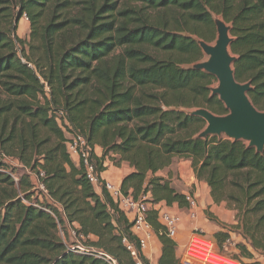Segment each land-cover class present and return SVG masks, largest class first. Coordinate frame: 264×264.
<instances>
[{
  "label": "trees",
  "instance_id": "1",
  "mask_svg": "<svg viewBox=\"0 0 264 264\" xmlns=\"http://www.w3.org/2000/svg\"><path fill=\"white\" fill-rule=\"evenodd\" d=\"M24 16L27 49L15 35ZM214 18L230 27L235 80L250 83L249 100L264 111V0H0V264H106L68 251L60 223L117 264H135L123 239L148 264L131 222L104 188L95 192L65 134L85 139L98 174L109 157L126 162L132 171L121 193L154 204L188 209L156 174L173 157L189 160L213 203L236 212V225L213 241L222 245L235 231L244 243L231 258L264 257V151L199 139L205 122L188 114H228L211 96L216 78L192 69L203 57L197 41L215 37ZM10 156L31 174L44 173L39 183L51 204L33 198L28 177L14 183L1 161ZM147 220L161 245L157 264H182L154 211Z\"/></svg>",
  "mask_w": 264,
  "mask_h": 264
},
{
  "label": "water",
  "instance_id": "2",
  "mask_svg": "<svg viewBox=\"0 0 264 264\" xmlns=\"http://www.w3.org/2000/svg\"><path fill=\"white\" fill-rule=\"evenodd\" d=\"M216 39L213 44L197 41L205 61L192 65V69L204 71L216 78L217 84L211 89V96H217L228 114L217 116L206 109H197L188 114L205 122L198 133L199 139L208 137L226 138L230 141H242L257 153L264 151V111L257 110L249 100L247 93L250 83H238L233 74L235 57L231 55L230 27L221 19L214 18Z\"/></svg>",
  "mask_w": 264,
  "mask_h": 264
},
{
  "label": "built area",
  "instance_id": "3",
  "mask_svg": "<svg viewBox=\"0 0 264 264\" xmlns=\"http://www.w3.org/2000/svg\"><path fill=\"white\" fill-rule=\"evenodd\" d=\"M24 19L27 20L25 16ZM67 150L70 156L72 154L75 155V157L77 158L78 163L83 168L85 177L88 182L94 187L104 188L111 197L112 201L117 205L118 209L126 216L128 221L131 222L132 235L136 238L140 248V253H142L144 257H146L144 255V252L146 251L151 238L155 236L147 220L148 213L150 211L155 212L157 220L164 227V231L167 237L173 240L177 237L179 225L181 222V217L178 212H173L169 208V206L166 205L165 202H159L155 204L149 202L148 196L135 200L131 195H123L120 191V187L114 185L111 182L102 181L100 179V174H98L96 171V165L94 163V160L91 157V149L83 137L70 136L67 143ZM9 176L12 178L15 184L18 183V175H13L10 173ZM43 177L44 173L42 171H39V174L36 176V179L39 188L46 194L42 185L39 183V179ZM186 200L189 205L187 216L190 219L194 220L196 219L195 200L189 196L186 197ZM47 212L50 213V211ZM72 233L76 241L74 242L75 245L71 247L65 246L68 251L79 255H86L95 259H99L106 264H117L115 259H113L110 255L106 254L105 252L98 251L94 248L81 244L79 242V238L76 237L73 230ZM80 239L83 240V237H81ZM123 243L126 245L127 250L130 252L134 263L144 264L139 258V254L136 252L133 246L128 244L125 239H123ZM208 245H211V247H208ZM197 252L205 253L208 256L211 253L219 255L220 257L226 259V262H222L223 264H241L239 261L233 258L218 253L215 250L214 244L209 239H206L201 235L191 236V239L189 240L188 245L186 247V255L190 259L192 255H195ZM147 260L148 264H152V262H149L150 259Z\"/></svg>",
  "mask_w": 264,
  "mask_h": 264
},
{
  "label": "rangeland",
  "instance_id": "4",
  "mask_svg": "<svg viewBox=\"0 0 264 264\" xmlns=\"http://www.w3.org/2000/svg\"><path fill=\"white\" fill-rule=\"evenodd\" d=\"M123 0H119V2H122ZM3 21L0 19V28H3L4 25H2ZM215 30V28H214ZM15 35L22 39L24 41V48L27 49V44L29 42V35H30V25L28 20L24 19V17L19 21L17 29L15 31ZM216 30H215V37L213 39V41H211L209 44H213L215 39H216ZM206 57L203 56L202 59L200 61H205ZM59 122V120H58ZM66 137L69 139L70 135L65 134ZM113 157V155L111 156ZM71 158L73 160L77 158L75 157V155L71 154ZM116 162L111 161V158H107V166L108 168H121V166H126L127 163L126 162H121L119 161V158H116ZM179 158L177 157H173L172 160H178ZM180 159H184V158H180ZM2 163L3 165H5L7 172L13 175H18L19 178L21 177H28L30 182L33 180L35 183L37 182L36 176L34 174H31L30 171L26 168H24V166L14 157H2ZM167 169L164 171L166 172ZM197 180V179H196ZM198 181V180H197ZM32 184V183H31ZM210 196V195H209ZM33 198L37 199L39 202H46L43 194L41 193V191H34L33 193ZM149 198V196H148ZM207 198V195H206ZM206 207V211L212 215L213 217H215V219L217 221H211L209 219H207V217L205 216V211L202 213L203 217L206 218L209 222H212L215 225H212V227H201L198 230L193 231L192 227H190V222L193 219H190L189 217L185 218V215L187 214V209H182L181 210V222L179 225V232L177 237L175 238V240L182 246L180 249V254H179V260L181 261L182 264H200L197 261H194L190 258L187 257L186 255V247L188 245L189 240L191 239V236L193 235H201L202 237L209 239L215 247V250L227 257L233 256V255H238L239 252L238 250L235 248V246L238 243H244V240L242 239V237L235 231H230L229 233V240L226 241L224 244L222 245H217L216 242L213 241V235L219 231H227L230 227H234L236 225V212L235 210L228 204L226 203H221L219 205H214L211 204L210 206H204ZM177 213V212H176ZM202 217V216H201ZM184 218L190 222L188 225H184L183 221ZM227 227L225 228L226 230L222 229V227ZM214 226V227H213ZM58 237L59 239L63 242V244L67 247H71L74 244V242L76 241L72 230L69 229L67 226H65V224H59L58 226ZM156 243V242H155ZM214 259L216 260L214 262V264H223L222 262H226V259L224 258H219L217 256H213ZM239 258H241V264H264V257L259 256L257 254H254V257L251 260H246L243 259L242 257L238 256ZM152 262V264H154V261H149ZM221 262V263H220Z\"/></svg>",
  "mask_w": 264,
  "mask_h": 264
},
{
  "label": "crops",
  "instance_id": "5",
  "mask_svg": "<svg viewBox=\"0 0 264 264\" xmlns=\"http://www.w3.org/2000/svg\"><path fill=\"white\" fill-rule=\"evenodd\" d=\"M95 155L99 157L101 155V149L99 147H96L94 149ZM74 163L77 165L78 160L73 158ZM107 161H105L104 166L106 167V170L100 174V179L102 181L111 182L114 185L120 187L121 180L125 175L130 173L132 170L128 166H121V168H108ZM166 170V169H165ZM160 171L156 174V176L162 177L166 181L169 182L170 186L175 189L178 193L184 195L185 197H192L195 200V212H196V219L191 220L188 222L185 218L188 217L187 214L185 215L183 224L188 225L190 223V227H192V230H198L199 228H205V227H212V222H209L206 218L203 217L202 213L206 211V207L204 206H210L211 204H214L210 195V190L207 187V185L202 181H197L194 173L191 169V162L187 159H178L172 160L171 165L167 168V171L164 172ZM33 188L32 193L34 191H41L43 194V197L45 201L49 204L52 202L50 199L46 196V194L39 188L38 183L31 181ZM95 192L100 195L101 194V187H94ZM207 195V198H206ZM42 202V201H41ZM215 205V204H214ZM173 212H178L181 214L180 208H178L177 205H173L169 207ZM56 209L61 212L60 208L56 206ZM188 210V209H187ZM188 213V211H187ZM202 216V217H201ZM64 220V218L62 217ZM69 229H71L67 224H65ZM74 227H76L74 225ZM214 227V226H213ZM179 232V230H178ZM174 241L177 244L176 247V257L179 259L180 249L181 245L174 239ZM156 242V243H155ZM208 247H211V245H208ZM161 252V245L157 239L156 236H153L150 240V243L144 252V255L147 257V259H150L151 261H154V264H157V261L160 257ZM213 256L219 257V255L211 253L209 256L205 253L197 252L195 255H192L191 259L197 262H200L202 264H214L216 261ZM221 258V257H220Z\"/></svg>",
  "mask_w": 264,
  "mask_h": 264
},
{
  "label": "bare ground",
  "instance_id": "6",
  "mask_svg": "<svg viewBox=\"0 0 264 264\" xmlns=\"http://www.w3.org/2000/svg\"><path fill=\"white\" fill-rule=\"evenodd\" d=\"M219 258H220V256H219ZM222 258V257H221ZM221 263V262H220Z\"/></svg>",
  "mask_w": 264,
  "mask_h": 264
}]
</instances>
